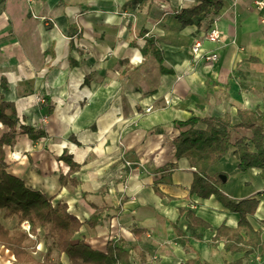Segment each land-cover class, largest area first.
Segmentation results:
<instances>
[{"label":"crops","instance_id":"crops-1","mask_svg":"<svg viewBox=\"0 0 264 264\" xmlns=\"http://www.w3.org/2000/svg\"><path fill=\"white\" fill-rule=\"evenodd\" d=\"M128 1L0 0V96L15 103L22 124L46 133L33 141L18 130L5 146L9 169L82 222L98 211L99 224L75 236L93 249L121 239L133 264L232 263L244 254L212 241L241 218L215 196L191 195L195 169L175 156V122L229 117L238 124V110L264 112V0H225L185 29L174 13L195 0H150L146 11L124 7ZM214 25L224 32L218 44L205 39ZM146 38L160 54H143ZM197 39L202 53L219 59L195 56ZM5 132L0 124V138ZM234 151L207 175L226 174L220 189L236 202L259 200L248 220L264 241V179L258 169L242 172ZM65 153L81 166L70 177L77 185L60 181L70 170ZM244 263L257 264L250 256Z\"/></svg>","mask_w":264,"mask_h":264},{"label":"trees","instance_id":"trees-1","mask_svg":"<svg viewBox=\"0 0 264 264\" xmlns=\"http://www.w3.org/2000/svg\"><path fill=\"white\" fill-rule=\"evenodd\" d=\"M136 1L129 0L124 7H135ZM224 4L225 0H195L192 6L176 10L174 18L181 28L185 29L194 25L195 20L205 14L221 11ZM140 5L142 6V3ZM141 34L145 35L146 31L143 29ZM142 51L145 56L150 53L160 54L154 41L147 38ZM159 59L162 62L161 57ZM238 117V124H233L229 117L200 119L193 116L186 121L175 122L176 127L180 129V134L174 140L175 156L177 159H188L195 169L191 195L201 199L215 196L225 208L239 214L241 218L235 229L225 225L218 228L212 241L214 246L224 242L225 250L233 255L244 254L243 258L229 264H245L246 257L253 258L255 255L264 259L262 236L248 220L249 216H255L259 200L253 198L236 202L220 189L223 184L222 176L226 174H217L213 178L207 175L208 168L224 158L234 147L239 169L242 172L258 169L264 179V112L238 110ZM201 123L206 125L205 129L197 128ZM0 124L7 128V132L0 138V215L6 221L16 222L15 226L10 228L0 221V248L5 247L13 253L15 261L12 264H65L60 258L62 256L67 257L68 264H133V251L126 248L121 239L108 241L105 251L93 249L84 240H75V236L85 224L91 228L99 224L98 211L89 220L82 222L69 212L67 204L60 203L55 206L52 199L30 188L21 177L10 171L5 146L13 144L18 130L33 141L46 137V133L22 124L15 103L6 101L3 96H0ZM237 128L250 130L252 136L234 141L232 132ZM61 159L70 166L68 174L61 175V183L64 185L71 181L73 185H77V181L70 177L78 172L81 166L67 153L62 155ZM192 216L197 219L199 225L211 228L192 211H188V217ZM260 224L264 227V221ZM24 225H28L29 230L25 229ZM174 228L178 236L186 238L176 226ZM41 234L52 239L59 258L53 257L51 248L43 259L36 257L41 244ZM194 262L190 261L188 264Z\"/></svg>","mask_w":264,"mask_h":264},{"label":"built area","instance_id":"built-area-1","mask_svg":"<svg viewBox=\"0 0 264 264\" xmlns=\"http://www.w3.org/2000/svg\"><path fill=\"white\" fill-rule=\"evenodd\" d=\"M258 4L261 5V3H258ZM223 36H224V32L219 27L214 25V26H211L209 30L206 32L205 39L212 44H218L221 42ZM202 48H203V41L201 39L195 40L192 46V51L195 56H198L200 59L203 58L211 62L217 61L219 59V55L215 51H211L208 53L207 52L202 53ZM42 100L43 99H41V101ZM24 228L29 230L28 225H24ZM6 252H9V250L6 249ZM12 260H14V256H12L9 259V264L12 263ZM252 261L256 262L257 264H264V259L260 255H255L252 258Z\"/></svg>","mask_w":264,"mask_h":264},{"label":"rangeland","instance_id":"rangeland-1","mask_svg":"<svg viewBox=\"0 0 264 264\" xmlns=\"http://www.w3.org/2000/svg\"><path fill=\"white\" fill-rule=\"evenodd\" d=\"M149 1L150 0H137L136 1V5H135V7H136L135 11H137V10H140V11L141 10H144V11H146L147 8H148V5H149ZM141 3L143 4V9H140L139 8V4H141ZM130 14L131 15H134L132 13H130ZM124 17L126 18L125 20H127V21L129 20V18H127L128 17L127 15L124 16ZM0 221L4 225H6L7 227H10V228L14 227L15 224H16L15 221L14 222L13 221L9 222V221L4 220L1 215H0ZM49 248L53 249V257L55 259L59 258V254L54 249V243H53L52 239L46 237L44 234H41V244L38 247V250H37V253H36V257L37 258H40V259H43V257L46 255V253H47V251H48ZM12 256H14L13 253L10 252V251L9 252H6L5 247H1L0 248V264H9V259ZM14 261H15V256H14V260H12V263Z\"/></svg>","mask_w":264,"mask_h":264},{"label":"water","instance_id":"water-1","mask_svg":"<svg viewBox=\"0 0 264 264\" xmlns=\"http://www.w3.org/2000/svg\"><path fill=\"white\" fill-rule=\"evenodd\" d=\"M222 180H223V182H226L227 181V176L226 175L225 176L223 175L222 176Z\"/></svg>","mask_w":264,"mask_h":264}]
</instances>
